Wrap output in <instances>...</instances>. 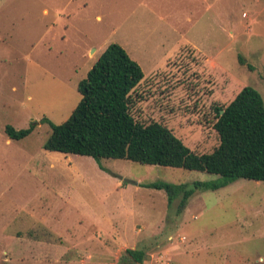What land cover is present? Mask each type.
Masks as SVG:
<instances>
[{
    "label": "rangeland",
    "instance_id": "374dc122",
    "mask_svg": "<svg viewBox=\"0 0 264 264\" xmlns=\"http://www.w3.org/2000/svg\"><path fill=\"white\" fill-rule=\"evenodd\" d=\"M111 44L144 75L134 120L196 154L217 148L216 110L244 87L264 100V0H0V264H137L128 249L142 264H264V182L195 189L218 177L43 149ZM153 184L194 193L169 205Z\"/></svg>",
    "mask_w": 264,
    "mask_h": 264
},
{
    "label": "trees",
    "instance_id": "16d2710c",
    "mask_svg": "<svg viewBox=\"0 0 264 264\" xmlns=\"http://www.w3.org/2000/svg\"><path fill=\"white\" fill-rule=\"evenodd\" d=\"M238 62H245L238 57ZM144 78L141 67L117 44L109 45L77 85L81 99L69 118L52 125L43 144L48 152L101 160H125L142 165L205 172L218 177L209 183H196L195 189L217 190L237 179L264 182V100L252 87H244L226 107L217 109L213 128L219 145L209 154L191 151L171 130L160 123L143 125L130 114L131 94ZM41 122H44L41 120ZM36 123L24 130L7 125L9 140L28 137ZM164 190L169 205L183 196L181 206L194 190L184 186L153 184ZM125 254L137 264L144 262L140 250Z\"/></svg>",
    "mask_w": 264,
    "mask_h": 264
}]
</instances>
